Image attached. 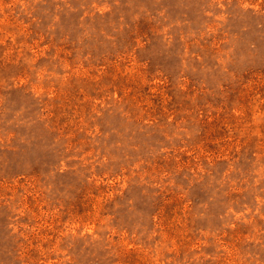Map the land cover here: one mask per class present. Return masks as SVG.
Returning <instances> with one entry per match:
<instances>
[{
  "label": "rangeland",
  "instance_id": "374dc122",
  "mask_svg": "<svg viewBox=\"0 0 264 264\" xmlns=\"http://www.w3.org/2000/svg\"><path fill=\"white\" fill-rule=\"evenodd\" d=\"M0 264H264V0H0Z\"/></svg>",
  "mask_w": 264,
  "mask_h": 264
}]
</instances>
